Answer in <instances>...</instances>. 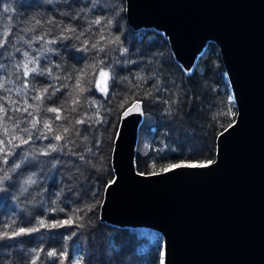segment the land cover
Returning <instances> with one entry per match:
<instances>
[{"label":"trees","instance_id":"obj_1","mask_svg":"<svg viewBox=\"0 0 264 264\" xmlns=\"http://www.w3.org/2000/svg\"><path fill=\"white\" fill-rule=\"evenodd\" d=\"M117 3L119 11L116 16L122 18L119 28L96 25L93 32L101 45L107 43L110 32L120 35L122 44L128 49L127 58L135 61L127 66H117V75L123 82H116L107 94H102L94 87L96 83V87L100 88L99 77L91 72L85 79L90 77L94 84L92 91L85 95L93 97L96 103L86 104L81 97L80 104H73V98L68 93L73 85L76 89L80 88L85 65L98 63V57L104 54L83 45L79 40L63 38L49 45L56 49L55 52L47 53L51 57L49 66L53 79L37 77L38 87H47L49 83L56 87L65 83L68 85L61 88L52 100L45 101L48 106L60 108V119H56V113L46 115L51 118L53 133H56V125H60L61 132L58 134L74 141L68 147L84 154L86 161H92L86 163L75 156H64L65 160H75L83 174L62 168L59 172L49 173L47 177H39L47 188L46 196L49 198L63 187L59 204L65 208L64 213H46L40 205L42 197L34 191L35 186L29 189L35 197L31 203L25 200L27 193L20 196L19 184L8 193L0 194V231H13L10 227L13 216L16 217L17 225L21 221L26 223L34 220L37 216H46L48 220L71 217L72 221L58 230H43L30 237L0 240V264H30V258L35 257L31 250L38 247L43 251L36 264H44L45 260L48 264H68L69 261L73 264L76 261L79 264H162L164 241L160 233L100 222L105 190L115 178L112 154L122 114L134 102L142 104L143 120L135 157L136 169L141 174L163 172L161 170L168 164L205 165L209 161L213 162L216 159L218 136L236 120L237 108L235 103L233 106V102L228 101L232 91L219 47L215 43H208L197 59L194 72L189 76L176 61L164 34L152 28L134 31L127 22L126 0H117ZM80 5L81 0H68L67 3L65 0H0V39L4 40L7 47L8 41L18 39L21 29L26 37L50 32L48 39H52L65 26L87 28L86 21L70 20L65 14L78 11ZM8 6L13 11L3 12L2 8ZM92 15L89 13V16ZM93 18L101 19L103 25L111 16L101 14ZM29 28L33 31L28 32ZM101 34L105 36L104 40H100ZM34 47L39 48L40 45ZM44 64L42 60L41 66ZM137 73L145 78L144 81L136 79ZM149 76L156 78L155 82L162 90L157 91L150 86L153 80ZM8 78L0 76V84H6ZM0 93H3L0 99L7 105L6 112H0V136L8 140L11 137L6 134L3 125L9 123V117L27 113L12 108L9 94L3 88H0ZM12 96H15L14 90ZM27 104L32 105L29 111L36 107V101L32 98L28 99ZM21 107L26 108L27 105ZM0 111H3L2 106ZM77 120H84L85 123L77 124ZM64 127L69 128L66 134L62 132ZM10 128L14 129L15 125H10ZM83 136H87V140L82 139ZM89 148L92 149L91 153L88 152ZM69 187L72 192L68 191ZM96 189L99 195L92 198L90 192ZM73 192H78L79 198ZM93 199L96 207L87 212L86 205L93 203ZM81 207L85 208L87 214L79 213L83 219L77 220L69 209ZM78 224L84 227H76ZM48 251H56L60 255L47 256Z\"/></svg>","mask_w":264,"mask_h":264},{"label":"water","instance_id":"obj_2","mask_svg":"<svg viewBox=\"0 0 264 264\" xmlns=\"http://www.w3.org/2000/svg\"><path fill=\"white\" fill-rule=\"evenodd\" d=\"M126 16L134 31L164 32L191 73L215 43L237 117L213 162L147 175L136 169L143 110L134 102L121 116L100 222L160 233L162 264H264V0H126Z\"/></svg>","mask_w":264,"mask_h":264},{"label":"snow or ice","instance_id":"obj_3","mask_svg":"<svg viewBox=\"0 0 264 264\" xmlns=\"http://www.w3.org/2000/svg\"><path fill=\"white\" fill-rule=\"evenodd\" d=\"M65 2L67 3L68 0H65ZM2 11L11 13L13 9L11 6H8L3 7ZM118 11L117 0H81L78 11L66 12L65 14L69 16L70 20L86 21L88 24L87 28H82L79 25L65 26L52 39H48L50 32L43 35L26 37L23 29H21L18 39L14 38L8 41L7 47H5L4 40L0 39V76L10 77L6 80V84H0V88H3L4 92L9 94L8 98L12 102V108L17 112L27 113V115L21 114L15 118L9 117V123L3 125L6 134L10 135L11 139L5 140L0 136V194L8 193L16 184H19L18 191L20 196H24L27 193L28 196L25 197V200L31 203L35 200V197L32 196L29 189L35 186L34 191L38 196L42 197L40 205L46 213L53 215L57 212L64 213L65 208L59 204L64 191L63 187L49 198L46 196L47 188L39 177H47L49 173L53 171L59 172L62 168L82 175L83 170L76 161L65 160L63 159L64 156H75L78 157L79 161L86 163H92V161H86L84 154L77 153L73 148L68 147L74 141H69L64 135L58 134L61 132L60 125H56V133H53V124L50 123L51 118L46 115L47 113H56V119H60V108L48 106L45 101L52 100L56 93L61 91V88H66L68 85L65 83L60 87H56L55 84L49 83L47 87H38L39 82L37 77L47 76L49 79H53L52 68L49 66L51 64V57L47 53L55 52L56 49L49 47V45H54L58 40L63 38L79 40L83 45H87L91 49H97L98 53L104 54L102 57H98V63L88 65L92 69V75H98L99 80L101 76H107L104 88L98 89L96 83L94 84L90 77L85 79L89 74L83 71L80 88L76 89L73 85L71 92L68 93L73 98V104H80L81 97H83L84 103L94 105L96 100L93 97L85 95L92 91L93 84L96 90L102 94H107L109 88L116 82H123L122 78L117 75V66H127L135 61L127 58L128 49L122 44L120 35L110 32L107 43L101 45L95 39L96 33L93 32V27L96 25L108 27L109 29L119 28L120 19L122 18L116 16ZM89 13L93 15L89 16ZM101 14L111 16L110 19L105 20L103 25L101 24V19L93 18ZM27 31L32 32L33 29L29 28ZM104 39L105 36L101 34L100 40ZM36 44H39L40 47H34ZM121 57H124V59H121ZM42 60L45 62L43 66H41ZM184 71L187 75H192L191 71ZM148 78L153 80V84L150 85L151 87H155L157 91L162 90L160 85L155 82L156 78L154 76H149ZM55 79H59V77H55ZM136 79L144 81L145 78L137 73ZM50 88L52 89L51 92H49ZM13 90L15 91V96H12ZM2 96L3 93H0V97ZM29 98L36 101V107L31 111L29 109L32 108V105L27 104ZM228 101L233 102L234 106V97L229 96ZM22 105H27V107L22 108ZM0 106L3 109L0 112H6L7 105L3 104L2 99H0ZM72 110L76 111L75 108ZM76 123L83 124L85 121L77 120ZM10 125H15V128L11 129ZM62 132L68 133L69 128H62ZM82 139L87 140V136H83ZM44 141H48V143H43ZM52 141H62V143ZM66 148L68 149L67 151H65ZM88 152L91 153L92 149L89 148ZM185 166L184 164H168L161 171L168 172L172 169ZM195 166L203 167V165H187V167ZM68 191L72 192L73 190L69 187ZM73 195L79 198L80 194L73 192ZM90 195L92 198H95L99 195V190H92ZM95 207L96 204L93 199V203L86 205L87 212L93 211ZM69 210L73 211L77 220L83 219V216L79 215V213L87 214L84 207ZM71 221V217L68 219L48 220L46 216H37L34 220H28L26 223L21 221L17 225L16 217L13 216L12 224L10 225L13 231L11 233L0 231V240L4 238L15 240L26 236L30 237L43 230H58L64 227V225L70 224ZM76 227L83 228L84 225L78 224ZM31 251L35 253V257L30 258V264H36V260L40 258V253L43 250L38 247ZM46 255L57 257L60 253L48 251ZM44 264H48V261L45 260ZM68 264H73V262L69 261ZM76 264H79V261H76Z\"/></svg>","mask_w":264,"mask_h":264},{"label":"clouds","instance_id":"obj_4","mask_svg":"<svg viewBox=\"0 0 264 264\" xmlns=\"http://www.w3.org/2000/svg\"><path fill=\"white\" fill-rule=\"evenodd\" d=\"M83 71H86L88 74H90L92 72V69L88 65H85V68L83 69ZM106 79H107L106 75L100 77L99 86L101 89L104 88Z\"/></svg>","mask_w":264,"mask_h":264},{"label":"bare ground","instance_id":"obj_5","mask_svg":"<svg viewBox=\"0 0 264 264\" xmlns=\"http://www.w3.org/2000/svg\"><path fill=\"white\" fill-rule=\"evenodd\" d=\"M164 33V32H163Z\"/></svg>","mask_w":264,"mask_h":264}]
</instances>
